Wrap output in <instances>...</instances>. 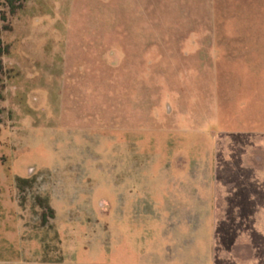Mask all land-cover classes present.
I'll use <instances>...</instances> for the list:
<instances>
[{"label":"rangeland","instance_id":"374dc122","mask_svg":"<svg viewBox=\"0 0 264 264\" xmlns=\"http://www.w3.org/2000/svg\"><path fill=\"white\" fill-rule=\"evenodd\" d=\"M0 58V264H264L211 180L264 166V0H0Z\"/></svg>","mask_w":264,"mask_h":264},{"label":"crops","instance_id":"0c3cea01","mask_svg":"<svg viewBox=\"0 0 264 264\" xmlns=\"http://www.w3.org/2000/svg\"><path fill=\"white\" fill-rule=\"evenodd\" d=\"M243 134V132H240ZM250 134V133H248ZM253 145H251L252 147ZM263 148L264 144L260 142L259 147ZM244 150V151H242ZM243 152V157L249 153V149H240ZM261 151L264 153L263 149ZM241 152V153H242ZM230 153H228L229 156ZM233 157H224L222 151L216 153L215 161L213 164V176L212 187L216 192L217 197L215 200H219L221 210L216 213V224L214 228V240L220 241L218 232L221 226L226 223L228 218H236L240 221L238 234L231 238V242L227 249H231L236 240L246 241L250 245V250L253 252V256L256 257L254 249H258V242L254 239L253 234L256 232L253 222L249 219L263 218L264 217V166L256 164L246 163L240 161V157L237 158V162L232 160ZM223 231V230H222ZM222 234V233H221ZM220 234V235H221ZM238 236V237H237ZM219 242L215 245V254L218 250ZM255 254V255H254ZM217 255L213 259H207L205 263H199L195 259H181V258H151L142 260L137 263H117V264H222L223 259ZM233 260V259H232ZM253 259H247L244 262L247 264H253ZM236 264H240L238 261ZM243 264V263H241Z\"/></svg>","mask_w":264,"mask_h":264},{"label":"trees","instance_id":"16d2710c","mask_svg":"<svg viewBox=\"0 0 264 264\" xmlns=\"http://www.w3.org/2000/svg\"><path fill=\"white\" fill-rule=\"evenodd\" d=\"M2 71H3V62H2V60L0 58V74L2 73Z\"/></svg>","mask_w":264,"mask_h":264}]
</instances>
